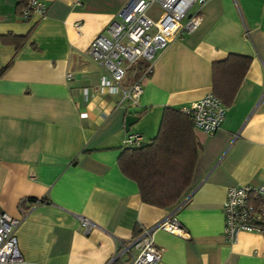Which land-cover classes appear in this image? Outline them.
Here are the masks:
<instances>
[{"label": "crops", "instance_id": "obj_1", "mask_svg": "<svg viewBox=\"0 0 264 264\" xmlns=\"http://www.w3.org/2000/svg\"><path fill=\"white\" fill-rule=\"evenodd\" d=\"M39 1L45 13L23 19L18 0H0V69L9 64L0 75V208L19 216L24 200L26 211L14 264H129L131 240L171 215L188 237L155 229L158 264H264V236L241 232L229 243L223 233L227 189L264 182V0L195 2L198 26L176 34L148 76L142 61L127 70L123 87L143 85L131 106L101 87L106 72L88 53L128 0ZM159 13L158 4L148 10ZM9 34L26 38L16 48L1 41ZM230 53L251 61L220 128L194 126L201 149L189 186L170 207L143 202L118 166L123 139L138 133L148 143L166 106L212 92V65Z\"/></svg>", "mask_w": 264, "mask_h": 264}, {"label": "built area", "instance_id": "obj_2", "mask_svg": "<svg viewBox=\"0 0 264 264\" xmlns=\"http://www.w3.org/2000/svg\"><path fill=\"white\" fill-rule=\"evenodd\" d=\"M195 2L203 0H128L118 11L106 30L94 37L89 46L90 57L106 72L100 85L110 91H121L119 104H137L143 90L140 80L128 87L122 86L127 70L139 61L143 62V76H148L153 68L156 54L164 49L173 37L182 31H193L200 23V9L190 15ZM158 4L160 13L152 18L148 10ZM45 5L39 0H27L21 11L23 19L33 13L43 15ZM190 15V16H189ZM184 19H187L183 22ZM78 29L80 24L76 23ZM71 74H68L70 77ZM180 110L189 115L194 126L207 134L220 128L227 107L213 92L183 105ZM143 143L138 133H129L122 142L124 147H138ZM24 200L19 203V216H12L0 208V264H14L22 260L18 247L16 229L24 219ZM224 236L233 243L241 232L256 233L264 236V182L259 185L242 184L227 189L223 202ZM85 229L90 220L81 218ZM163 229L187 238L188 232L182 223L171 215L161 219L153 227L143 228L129 243L137 253L132 255L129 264H158L163 248L154 243L152 233Z\"/></svg>", "mask_w": 264, "mask_h": 264}, {"label": "trees", "instance_id": "obj_3", "mask_svg": "<svg viewBox=\"0 0 264 264\" xmlns=\"http://www.w3.org/2000/svg\"><path fill=\"white\" fill-rule=\"evenodd\" d=\"M26 3L27 0H18L16 8L19 14ZM25 38L9 34L2 36L1 41L18 48ZM250 61V56L230 53L226 59L213 63L212 92L224 104L232 102ZM8 65L0 69V75ZM200 149L189 115L180 108L166 106L156 136L141 146L122 148L118 166L137 184L143 202L170 207L179 201L189 186Z\"/></svg>", "mask_w": 264, "mask_h": 264}, {"label": "water", "instance_id": "obj_4", "mask_svg": "<svg viewBox=\"0 0 264 264\" xmlns=\"http://www.w3.org/2000/svg\"><path fill=\"white\" fill-rule=\"evenodd\" d=\"M130 118H133V117H132V116H128V117H127V123L129 122L128 120H129Z\"/></svg>", "mask_w": 264, "mask_h": 264}, {"label": "rangeland", "instance_id": "obj_5", "mask_svg": "<svg viewBox=\"0 0 264 264\" xmlns=\"http://www.w3.org/2000/svg\"><path fill=\"white\" fill-rule=\"evenodd\" d=\"M126 73H128V72H126ZM126 75V74H125ZM122 81H123V79H122Z\"/></svg>", "mask_w": 264, "mask_h": 264}]
</instances>
